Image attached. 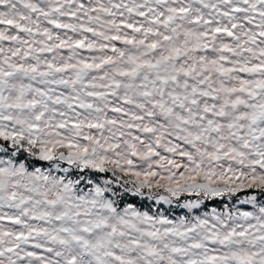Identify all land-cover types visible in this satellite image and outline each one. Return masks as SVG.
<instances>
[{
	"label": "snow or ice",
	"instance_id": "1",
	"mask_svg": "<svg viewBox=\"0 0 264 264\" xmlns=\"http://www.w3.org/2000/svg\"><path fill=\"white\" fill-rule=\"evenodd\" d=\"M0 264H264V0H0Z\"/></svg>",
	"mask_w": 264,
	"mask_h": 264
}]
</instances>
